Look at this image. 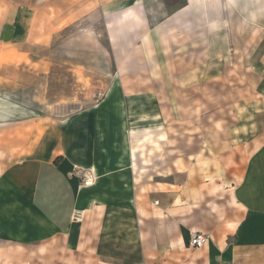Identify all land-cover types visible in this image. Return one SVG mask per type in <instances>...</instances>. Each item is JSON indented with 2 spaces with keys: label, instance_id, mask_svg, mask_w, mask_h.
<instances>
[{
  "label": "crops",
  "instance_id": "obj_1",
  "mask_svg": "<svg viewBox=\"0 0 264 264\" xmlns=\"http://www.w3.org/2000/svg\"><path fill=\"white\" fill-rule=\"evenodd\" d=\"M60 1L72 16L70 0ZM96 3L115 75L103 99L62 121L65 145L34 166L26 236L62 246L65 264L79 252L86 264H264V128L212 126L197 139L175 126L168 58L176 32L211 34L237 8L262 16L264 0ZM58 4L46 0L44 13L58 16ZM29 13L19 4L13 16ZM241 30L229 36H248ZM83 172L91 185L80 182ZM194 231L206 234L202 246L189 244Z\"/></svg>",
  "mask_w": 264,
  "mask_h": 264
},
{
  "label": "rangeland",
  "instance_id": "obj_2",
  "mask_svg": "<svg viewBox=\"0 0 264 264\" xmlns=\"http://www.w3.org/2000/svg\"><path fill=\"white\" fill-rule=\"evenodd\" d=\"M45 1L0 0V264H65L62 246L26 236L27 220H35L27 202L30 179L40 160L65 145L62 121L103 99L115 75L96 0H70L72 16H64L60 0L58 16L44 13ZM181 2L167 0L170 9ZM19 4L30 13L17 20ZM34 9L41 14L31 16ZM237 9L253 20H240L237 10L228 27L218 21L211 34L176 32L170 47L174 124L191 137H208L212 126L264 128V15ZM231 27L248 36H229ZM74 264H86L81 252Z\"/></svg>",
  "mask_w": 264,
  "mask_h": 264
},
{
  "label": "built area",
  "instance_id": "obj_3",
  "mask_svg": "<svg viewBox=\"0 0 264 264\" xmlns=\"http://www.w3.org/2000/svg\"><path fill=\"white\" fill-rule=\"evenodd\" d=\"M80 179L82 181V184L84 185H91L93 183L91 176H88L86 172L81 173ZM78 216H79V212L76 211L73 216L74 220H77ZM206 240H207L206 234L202 232L194 231L190 234L189 244L192 246L199 247L202 246L206 242Z\"/></svg>",
  "mask_w": 264,
  "mask_h": 264
}]
</instances>
